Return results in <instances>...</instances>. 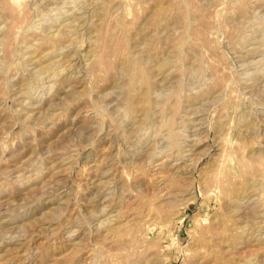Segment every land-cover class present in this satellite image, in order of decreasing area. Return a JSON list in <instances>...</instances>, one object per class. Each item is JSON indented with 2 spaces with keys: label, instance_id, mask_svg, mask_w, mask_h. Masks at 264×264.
I'll use <instances>...</instances> for the list:
<instances>
[{
  "label": "rangeland",
  "instance_id": "1",
  "mask_svg": "<svg viewBox=\"0 0 264 264\" xmlns=\"http://www.w3.org/2000/svg\"><path fill=\"white\" fill-rule=\"evenodd\" d=\"M263 41L264 0H0V264H264Z\"/></svg>",
  "mask_w": 264,
  "mask_h": 264
},
{
  "label": "bare ground",
  "instance_id": "2",
  "mask_svg": "<svg viewBox=\"0 0 264 264\" xmlns=\"http://www.w3.org/2000/svg\"><path fill=\"white\" fill-rule=\"evenodd\" d=\"M263 44H264V41H263ZM164 62H165V61H164ZM160 65H161V64H160ZM165 65H166V64H165ZM161 66H162V65H161ZM159 69H160V66H159ZM162 70H163V69H162ZM140 79H141V78H140ZM145 79H146V78H145ZM147 79H148V78H147ZM131 83H132V82H131ZM134 83H135V82H134ZM131 85L134 86V84H131ZM138 85H139V84H138ZM154 85H155V84L151 83V84H149V87H152V88H153ZM149 87H147V88H149ZM146 102L148 103V107H149V106L152 104L153 101H146ZM155 103H156V101H155ZM161 105H162V104H161ZM130 106H131V105H130ZM130 106H129V107H130ZM143 107H144V105L142 106V109H143ZM146 109H147V108H146ZM240 109H241V108H240ZM133 111H134V110H133ZM131 113H132V112H131ZM144 114H145V113H144ZM147 114H148V113H147ZM201 115H202V114H201ZM196 116H197V115H196ZM240 118H241V117H240ZM134 120H135V119H134ZM142 120L144 121V118H143ZM240 121H241V120H240ZM146 122H148V121H146ZM146 122L144 121V123H146ZM241 122H242V121H241ZM243 122H244V121H243ZM140 123H141V124H140ZM140 123H138V124H140V125H144L142 122H140ZM241 124H242V123H241ZM245 124L247 125L246 128L248 129V126H250L249 124H251V123H250V121H249V122L247 121L246 123H243L242 126H246ZM220 125H221V124H220ZM220 125H219V126H220ZM204 126H205V125H204ZM242 126H241V125L239 126V127H240V128H239V131H241V130L243 131V130H244V128H243ZM204 128H205V127H204ZM246 128H245V129H246ZM251 128H252V126H251ZM236 129H237V128H236ZM251 131H253V129H252ZM219 132H220V131H219ZM237 132H238V131H237ZM249 132H250V131H249ZM248 134L250 135V133H248ZM247 136H248V135H247ZM242 138H243V137H242ZM202 139H203V138H202ZM243 140H244V139H243ZM243 140H242V141H243ZM195 141H196V140H195ZM148 144H149V143H148ZM178 144H179V143H178ZM181 145H182V144H181ZM145 147H146V146H145ZM150 147H151V146H150ZM178 147H179V145H178ZM148 148H149V147H148ZM190 148H191V147H190ZM194 148H195V147H194ZM149 149H150V148H149ZM178 149H180V147H179ZM220 149H221V148H220ZM147 150H148V149H147ZM207 150H208V149H207ZM145 151H146V150H145ZM145 151H144V152H145ZM178 151H181V150H178ZM176 152H177V151H176ZM123 153H124V152H123ZM148 153H149V152H148ZM148 153H147V154H148ZM151 153H152V152H151ZM124 154H125V153H124ZM142 154H144V153H142ZM163 154H164V153H163ZM168 154H169V153H168ZM137 155H138V154H137ZM145 155H146V153H145ZM176 156H177V155H176ZM134 157H136V156H134ZM149 157H151V156H149ZM106 158H107V157H106ZM140 158L142 159L143 157L141 156ZM179 158H180V157H179ZM193 158H194V157H193ZM195 158H196V157H195ZM195 158H194V159H195ZM200 158H201V157H200ZM134 159H135V158H134ZM137 160H138V159H137ZM143 160H144V159H143ZM133 161H134V160H132V162H133ZM144 161H146V160H144ZM176 161H177V160H176ZM127 162L129 163V161H127ZM134 162H135V161H134ZM134 162H133V163H134ZM193 162H194V161H193ZM193 162H192V163H193ZM137 163H138V162H137ZM179 163H180V162H179ZM197 164H198V163H197ZM140 165H141V164H140ZM193 165H194V164H193ZM137 166H138V165H137ZM162 166H163V165H162ZM165 166H166V165H165ZM170 167H172V166H170ZM164 169H165V168H164ZM165 170H166V169H165ZM167 170H169V169H167ZM162 172H163V171H162ZM175 172H176V171H175ZM193 173H194V172H193ZM174 174L176 175L177 173H174ZM187 174H188V173H187ZM161 176H162V175H161ZM191 176H192V175H191ZM205 176H206V175H205ZM175 177H177V175H176ZM187 177H188V176H187ZM189 177H190V176H189ZM191 178H192V177H191ZM123 195H124V194H123ZM120 199H121V198H120ZM121 200H123V199H121ZM121 200H119V201H121ZM127 201H128V200H127ZM113 202H114V201H113ZM115 202H116V201H115ZM117 202H118V201H117ZM117 202H116V203H117ZM236 202H237V201H236ZM122 204H123V203H122ZM124 204H125V203H124ZM113 205H114V204H113ZM121 207H122V206H121ZM119 212H120V211H119ZM119 212H118V213H119ZM93 213H94V212H93ZM118 213H117V214H118ZM260 213H261V212H260ZM120 214H121V213H120ZM118 215H119V214H118ZM118 215H117V216H118ZM97 216H98V215H97ZM119 216H120V215H119ZM260 216H261V215H260ZM260 218H261V217H260ZM115 220H116V219H115ZM118 220H119V219H118ZM107 221H108V220H107ZM118 222H119V221H118ZM220 222H221V221H220ZM110 229H111V228H110ZM234 230H235V229H234ZM107 232H109V231H107ZM234 232H235V231H234ZM236 232H237V231H236ZM109 233L111 234L112 231L109 232ZM238 233H239V232H238ZM106 235H108V234H106ZM106 235H105V238H106ZM102 237H103V236H102ZM263 237H264V235H263ZM260 238H261V236H260ZM107 239H108V238H107ZM218 243H219V242H218ZM260 243H261V242H260ZM262 243H263V242H262ZM21 244H22V243H21ZM5 251H7V250H5ZM5 253H6V252H5ZM223 253H224V252H223ZM3 254H4V253H3ZM8 255H9V254H8ZM10 255H11V254H10ZM13 256H14V255H13ZM9 258L11 259V257H9ZM7 259H8V258H6V260H7ZM10 259H9V260H10ZM220 259H221V258H220ZM11 260H13V259H11ZM11 260H10V261H11ZM4 261H5V260H4ZM16 262H17V261H16ZM7 263H8V261H7ZM9 263H11V262H9ZM228 263H229V262H228ZM228 263H227V264H228ZM249 263H250V260H249ZM253 263H254V262H253ZM12 264H13V262H12ZM17 264H18V263H17ZM251 264H252V263H251ZM254 264H255V263H254Z\"/></svg>",
  "mask_w": 264,
  "mask_h": 264
}]
</instances>
